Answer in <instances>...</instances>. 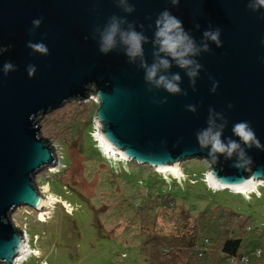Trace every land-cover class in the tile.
<instances>
[{"label":"water","instance_id":"obj_1","mask_svg":"<svg viewBox=\"0 0 264 264\" xmlns=\"http://www.w3.org/2000/svg\"><path fill=\"white\" fill-rule=\"evenodd\" d=\"M128 4L135 9L131 13L120 0H0L3 264H15L25 241L12 212L20 205L35 206L32 200L39 194L34 175L55 158L48 136L41 135L43 120L38 116L71 100L85 101L96 94V117L103 133L139 164L208 161L210 149L201 148L196 133L209 127L210 110L220 114L215 120L224 125L225 143L239 141L233 125L248 121L264 145V9H249L248 0H180L176 6L171 0H128ZM165 9L183 21L198 46L209 45V51L194 57L202 65L195 84L186 70L166 57L171 67L160 74H179L180 94L148 84L141 66L156 62V19ZM113 16L124 21L122 28L131 25L146 37L144 55L134 63L123 45L108 55L99 50L100 31ZM35 19L42 21L38 27L32 23ZM216 28L221 30L219 47L203 36ZM29 43H43L48 51L41 53ZM9 62L14 70L5 75L3 67ZM30 65L36 68L33 76L28 73ZM242 147L251 156V165L238 169L233 166L236 155L217 154L214 177L229 185L264 178V150Z\"/></svg>","mask_w":264,"mask_h":264},{"label":"rangeland","instance_id":"obj_2","mask_svg":"<svg viewBox=\"0 0 264 264\" xmlns=\"http://www.w3.org/2000/svg\"><path fill=\"white\" fill-rule=\"evenodd\" d=\"M94 97L38 116L55 158L34 175V184L52 202L42 207L45 220L36 206L12 212L29 248L15 264H159V256L160 264H244L222 254L227 237L243 239L246 264H263L264 184L246 193L222 190L203 181L207 160H183L182 173L175 174L114 155L98 137ZM209 221L216 235H207ZM154 234L166 242H156ZM204 234L214 243L197 257Z\"/></svg>","mask_w":264,"mask_h":264},{"label":"clouds","instance_id":"obj_3","mask_svg":"<svg viewBox=\"0 0 264 264\" xmlns=\"http://www.w3.org/2000/svg\"><path fill=\"white\" fill-rule=\"evenodd\" d=\"M124 10L128 13L133 12L135 9L128 4V0H120ZM171 3L176 6L180 4V0H171ZM248 8L260 12L264 9V0H248ZM264 18V16H262ZM34 26H39L42 21L35 19L32 21ZM124 21L116 16L111 17L110 21L100 31L99 50L102 54L108 55L115 50L118 45H123L125 55L128 56L130 62H135L137 58H142L144 55L143 43L146 37L137 32L133 26H129L128 29L122 28ZM199 27V25H197ZM205 41H211L216 45L222 46L221 30L219 28L209 29L203 33ZM155 45L158 50L154 53L157 57L156 62L152 65L142 63V67L145 69V81L154 85L157 88L162 87L171 94H180L181 88L179 82L181 77L179 74H173L171 77L161 75V70H167L171 67V62L166 57H171L175 61L176 65L186 70L187 75L192 78L193 84H195V78L198 76L199 70L202 65L194 59L199 55L201 51H209L208 43H204L202 46H198L194 38L185 29L183 21L173 15L171 11L165 9L162 11L156 19V32H155ZM29 47L41 52L46 53L48 51L46 45L43 43L32 44L29 43ZM3 51V50H0ZM161 54H164L161 56ZM14 70L12 63H5L3 72L7 75L10 71ZM35 66L30 65L28 68L29 76L35 74ZM218 87V82L212 88L215 92ZM166 102V101H165ZM190 111L195 112L194 106H188ZM209 127L202 129L196 133L197 142L202 149L208 148L210 164V174H215L216 170L213 167L217 163V154H225L227 158H232L236 155L237 159L234 163L236 168H244L251 165L252 158L247 154V151L242 147L246 145L248 149L255 146L258 149L264 150V145L261 144L260 139L257 137L255 130L252 128L250 122L240 121L233 125V134L239 137V141L229 139L227 143L222 140V132L224 125H217L215 117L217 114L214 110H210ZM223 119V117H221Z\"/></svg>","mask_w":264,"mask_h":264},{"label":"bare ground","instance_id":"obj_4","mask_svg":"<svg viewBox=\"0 0 264 264\" xmlns=\"http://www.w3.org/2000/svg\"><path fill=\"white\" fill-rule=\"evenodd\" d=\"M98 137H100V139H102L101 140L102 144L106 147L107 151L113 153L114 155H119L124 159H129V156L126 155V152L123 149H120L115 144H113L111 141H109L107 136L103 133L102 127L100 130V133L98 134ZM156 167L158 168L159 171H162V172H171V173H175V174H181L182 173V168L178 162L177 163H168V164H156ZM261 180H263V178L255 179L253 177H250L248 179V181L245 183L229 185V184L222 182L220 179L214 177L213 174H210V171L207 174V181L209 182V184L212 187L218 188V189H223V188L229 187L232 191H234V192L237 191L240 193L241 192L246 193L251 188L256 187V186L258 187L260 185L259 183L261 182ZM32 202L35 204L37 209H39V211L41 213V217H42L41 219L45 220V218H44L45 214H46L45 209L49 208V206L51 205L52 198L48 197L46 202H45L42 197L35 196L34 199L32 200ZM44 203L47 205H46V208L42 209V207L44 206ZM28 249H29L28 246H27V248L24 247V240H23L21 247H20L19 254L16 257V262H17V260H21V258L24 257V254L26 251H28Z\"/></svg>","mask_w":264,"mask_h":264},{"label":"trees","instance_id":"obj_5","mask_svg":"<svg viewBox=\"0 0 264 264\" xmlns=\"http://www.w3.org/2000/svg\"><path fill=\"white\" fill-rule=\"evenodd\" d=\"M93 103H95V104H93V106H96L98 103L97 102H95V101H92ZM94 108V107H93ZM96 109H93L92 111H95ZM92 127H93V125H92ZM91 133H92V131H91ZM104 154V153H103ZM117 161H119V160H117ZM156 173H158L157 171H155ZM159 175H161L162 176V178H163V180L165 181V183L166 184H168L167 182H168V179H166V177L163 175V174H161V173H158ZM171 176V175H170ZM206 173H205V177H203V181L206 183L207 181H206ZM176 180V179H175ZM193 181V183L195 182V180L194 179H191V182ZM176 183L178 184V182H177V180H176ZM176 183L174 184V185H176ZM168 202V201H167ZM173 204V203H172ZM166 205V204H165ZM202 214H204V213H202ZM203 217H204V215H202ZM203 223V222H202ZM203 227H204V229H205V231L207 232V233H209V234H207V235H210V234H213V235H216L219 231V229H216V228H214L213 226H212V224H210V221H209V223H206L205 225H203ZM207 235H203V236H199L198 237V239L200 240L199 241V243L197 244V245H195V251H196V256L197 257H203V256H205L207 253H208V249L207 250H203V248L204 247H209V248H212V245H213V243H214V240H212L209 236H207ZM153 236H155V238H157L156 239V242H159V243H165L166 242V240H164V239H160L159 237H158V235L157 234H154ZM201 237V238H200ZM214 239V238H213ZM177 240V239H176ZM170 241H174V240H169V241H167V243H170L171 244V242ZM179 241L180 240H177V243H179ZM243 246H244V242H243V239L242 238H240V237H238V238H236V237H227V238H225V240H224V242H223V244H222V254L224 255V256H226V258L227 259H229V261H231L232 259H234V260H236V259H238V258H243L244 257V254L242 253V248H243ZM169 249V248H168ZM168 249L167 250H165V252L166 251H168ZM193 250V251H194ZM200 252H203L202 253V255H200ZM159 253H163V254H165L164 253V251L163 250H161ZM159 253H156L154 256L155 257H158L157 255L159 254ZM198 254V255H197ZM160 255H162V254H160ZM160 257L161 256H159L158 257V263L160 264L161 263V261H160ZM246 257V256H245ZM248 261H249V259H248ZM248 261L247 262H245L244 264H246V263H248Z\"/></svg>","mask_w":264,"mask_h":264},{"label":"built area","instance_id":"obj_6","mask_svg":"<svg viewBox=\"0 0 264 264\" xmlns=\"http://www.w3.org/2000/svg\"><path fill=\"white\" fill-rule=\"evenodd\" d=\"M91 96H92V95H91ZM91 96H90V97H91ZM94 96H95V97H94L95 101L98 103V97H97V95L94 94ZM90 97H89V98H90ZM209 166H210V165H209ZM209 171H210V168H209L208 172H209ZM208 172H207V174H208ZM207 174H206V176H207ZM207 183H208V181H207ZM262 184H264V178H263V181H262V183H261L260 185H262ZM249 229H252V228L249 227L248 230H249ZM206 248H207V247H204L203 250H206ZM202 253H203V252H200V255H202ZM233 261H234V259L231 260V262H233ZM242 261H243V262H247V261H248V257H245V256H244V257L242 258Z\"/></svg>","mask_w":264,"mask_h":264},{"label":"flooded vegetation","instance_id":"obj_7","mask_svg":"<svg viewBox=\"0 0 264 264\" xmlns=\"http://www.w3.org/2000/svg\"><path fill=\"white\" fill-rule=\"evenodd\" d=\"M260 250H261V253H260V255L259 256H261L260 258V260L262 261L263 260V264H264V250L262 249V248H259Z\"/></svg>","mask_w":264,"mask_h":264}]
</instances>
